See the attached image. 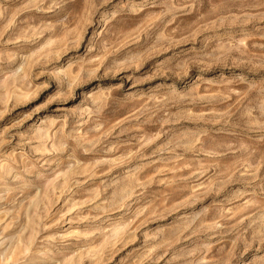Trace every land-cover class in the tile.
<instances>
[{"label":"rangeland","instance_id":"1","mask_svg":"<svg viewBox=\"0 0 264 264\" xmlns=\"http://www.w3.org/2000/svg\"><path fill=\"white\" fill-rule=\"evenodd\" d=\"M0 264H264V0H0Z\"/></svg>","mask_w":264,"mask_h":264}]
</instances>
